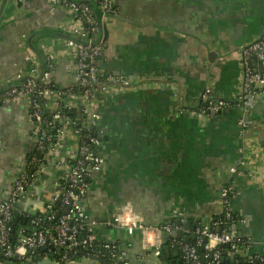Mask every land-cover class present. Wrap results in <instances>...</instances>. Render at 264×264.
<instances>
[{
    "label": "crops",
    "instance_id": "0c3cea01",
    "mask_svg": "<svg viewBox=\"0 0 264 264\" xmlns=\"http://www.w3.org/2000/svg\"><path fill=\"white\" fill-rule=\"evenodd\" d=\"M114 3L117 14L104 20L92 9L104 44L100 68L133 83L130 89L114 87L111 94L98 97L96 109L103 114L104 132L99 151L105 165L90 179V192L84 200L89 217L101 222L130 217L143 226H157L178 210L190 225L186 235L192 236L193 227L209 224L219 211L220 187L229 182L230 167L247 155L248 177L240 183L238 195L248 189L253 192L237 200L235 226H246L244 216L252 215L246 234L264 238V99L248 115L251 125L243 136L239 109L211 120L179 113V109L195 111L206 88L212 89L216 98L231 101L237 96L242 66L233 40L237 32L244 35V44L264 34V0ZM1 17L3 92L9 88H3L5 85L15 82L16 74L32 66L27 65L31 61L27 58L30 48L23 46L26 38L78 24L73 13L53 7L50 0H7ZM65 41L45 36L37 40L44 57L55 60L53 80L59 86H67L75 78L74 59ZM143 78L150 80L139 85ZM28 105L24 96L0 104L2 198L9 196L17 177L26 170L35 145ZM63 143L61 152L68 156L75 150V139L68 136ZM57 175L56 169L49 167L42 181L30 185L24 203L16 208L18 219L45 214L57 189ZM28 227L33 229V225ZM97 230L101 238L125 249L132 264H168L163 256L144 248L140 229ZM163 240L165 243L169 236L164 235ZM253 242L236 253L244 258L264 256V241ZM259 244L263 246L253 253Z\"/></svg>",
    "mask_w": 264,
    "mask_h": 264
},
{
    "label": "built area",
    "instance_id": "2783aa9c",
    "mask_svg": "<svg viewBox=\"0 0 264 264\" xmlns=\"http://www.w3.org/2000/svg\"><path fill=\"white\" fill-rule=\"evenodd\" d=\"M102 13V20L115 16V0H97ZM53 7L61 6L73 14H79L78 24L63 27L65 33L80 41L67 39L65 45L70 48L75 64V78L67 86L56 85L53 73L56 68L52 56H46L45 70L41 71L38 56L30 49L28 60L33 66L27 72L16 74L15 82L0 94V104L18 96L29 101V116L32 124V136L35 145L30 161L16 179L8 197H0V248L6 258L15 257L25 260L35 249L57 248L60 264L74 262L85 263L69 256L70 252H80L101 259H108L112 264H132L128 253L117 243L100 237L98 228H122L130 231L140 229L143 234V246L152 250L157 256L163 252V236L184 230L187 218L184 213L175 210L172 218L157 226H143L130 217L116 216L103 222L89 217L85 210L84 200L90 192V179L99 173L105 160L99 149L102 145V129L99 125L101 115L96 109L98 97L111 94L114 87L130 89L133 81L123 76H115L100 68V59L104 52L100 37V22L92 8L86 3L72 0H50ZM236 53L242 66L241 87L233 100L216 98L210 88H206L199 98L198 108L180 110L189 115H200L207 119H216L220 112L233 108L241 111L238 125L244 135L251 123L248 115L259 101L264 99V34L256 41L237 47ZM254 59L257 62H254ZM150 79L143 78L139 85ZM78 116H72L74 113ZM71 136L75 139V150L65 156L61 149L64 140ZM56 169L57 189L52 200L45 206L46 224L40 218L33 220V229L22 230L17 245L11 244L12 224L15 221L16 208L27 198L28 189L33 182L42 181L46 169ZM249 157L244 155L237 164L229 169V182L222 185L215 213L209 224H197L193 235L195 240L187 243L174 240L171 245L182 255V264H204L210 254L212 263L223 264V248L233 251L248 249L254 243L232 231L237 223V216L232 212L233 200L239 193V186L248 177ZM31 170L29 173L28 171ZM187 232V231H186ZM175 238V237H174ZM195 243V244H193ZM201 249H203L201 251ZM204 252V253H203ZM51 259V258H50ZM249 264H264V256L247 258ZM34 264V263H31ZM143 264V263H138Z\"/></svg>",
    "mask_w": 264,
    "mask_h": 264
},
{
    "label": "water",
    "instance_id": "95a60500",
    "mask_svg": "<svg viewBox=\"0 0 264 264\" xmlns=\"http://www.w3.org/2000/svg\"><path fill=\"white\" fill-rule=\"evenodd\" d=\"M72 1H75V2H78V3H86L88 5H90L92 7V9L95 11V13L97 14L98 17L102 18V13L101 11L98 9L97 5L95 4V0H72ZM6 3H7V0H3L2 1V7H1V14H0V21H1V16L5 10V7H6ZM79 14H74V16H78ZM63 28V27H62ZM47 30V31H40V32H37V33H32L30 35V37L26 38L25 41L23 42V46H27L28 48H30L39 58L40 62H41V66L43 67L44 66V61H43V58H44V54L42 51H40L38 49V46H37V40L43 36L45 37H55V38H62V39H72V40H76V41H80L78 38H75L73 36H71L69 33H65L63 30ZM95 42H100V38H98V40H96ZM233 44L236 46V47H240L242 45H244V35L243 34H239L237 32V34L235 35V38L233 40ZM254 62L256 63L257 60L254 59ZM27 65L31 66V62H28ZM33 66H31L32 68ZM120 75V74H119ZM20 81H17V82H14L12 84H9V85H5L3 88H8V87H11L13 85H17L19 84ZM2 92V88L0 89V93ZM231 113V110H226V111H223V112H220L219 115H222V114H230ZM211 120V119H210ZM209 120V121H210ZM102 136V135H101ZM31 174H33V172H31ZM253 190L252 189H248L246 191H244L243 193L239 194L237 197H236V200L234 199L233 203L232 204V212L234 214L237 213V207H236V203L240 200H242L243 198L245 197H248L250 193H252ZM238 200V201H237ZM17 215V213H16ZM245 217V222L243 224H245L246 226H240V227H237V226H234L232 228V231L238 235H241V236H244V237H254L253 240L256 241V242H263L264 241V238H258V237H255L254 235H250V234H246L245 232V228H248V225H249V222H250V219L252 217V215H246L244 216ZM19 219L16 217L15 218V221H18ZM243 227V228H242ZM194 228L193 227V231H194ZM190 229V225L189 223H186L184 225V230L183 231H179V232H174L172 234L173 237H178V238H184L185 242L187 243H190L191 241H194L196 236L195 235H192V236H188L186 235V231H189ZM260 246H263L261 244H259V246L255 245L253 247V253H254V249L260 247ZM203 249H201L202 251ZM38 250L35 249L34 252H37ZM47 251L46 248L44 249H41L40 252H45ZM165 251H166V254L169 256V253H170V249L169 247H166L165 248ZM179 250H177L178 252ZM253 254L250 255V257H252ZM82 257H84L86 260L88 261H94V262H98V263H101V264H108L106 261L98 258V257H95V256H91V255H88V254H85V253H82L81 254ZM224 261V260H223ZM32 261H30L29 263L31 264ZM38 264H60L58 262H55L54 260L50 259V258H45L43 261L39 262ZM71 264H87V262L85 263H81V262H74V263H71Z\"/></svg>",
    "mask_w": 264,
    "mask_h": 264
},
{
    "label": "trees",
    "instance_id": "16d2710c",
    "mask_svg": "<svg viewBox=\"0 0 264 264\" xmlns=\"http://www.w3.org/2000/svg\"><path fill=\"white\" fill-rule=\"evenodd\" d=\"M97 3H98V1H97ZM44 58H43V61L45 62ZM45 67H46V65L44 63V66L41 68V71H44ZM257 69H258L259 72H264V67H258ZM78 115H79L78 112L72 114V116H78ZM28 172L30 173L31 170H29ZM41 215L34 216L33 218H29L28 217L27 219L21 217L18 221H14L13 224H12L13 230L11 232V244L12 245H17V243H18L17 240H18L20 232L22 230H26L27 231V229H29V227H28L29 225H33L34 226L33 220L35 218H40L41 217L42 221L46 224L47 214L46 213L45 214L42 213ZM15 218H16V215H15ZM237 218H238V216H237ZM188 221L190 222V220H188ZM174 240H182V238H178V237H175V238L173 237L172 238L170 236L169 240H167L164 243L163 252H162L161 256H163L167 260L168 264H173V263L174 264H182L183 260H182V255H181L180 251L177 252L178 249L171 245V242L174 241ZM193 244H195V243H193ZM166 247H169V249H170V253H169L170 258L169 259H167V254H166V251H165ZM40 250H38L37 252H32L31 254H29L27 256V258L25 260L21 261V260L15 258V257L6 258L4 256V254H3V249L0 248V262L10 263V264H30L29 262L32 261L31 263L38 264L39 262L43 261L45 258H51L52 260H58L59 253L62 252L61 250H58L57 248H53V247L48 248L47 251H45V252H40ZM81 254L82 253H80V252L72 251V252H70L69 256L72 257V258H75L77 260H82V259H84V257H82ZM222 255H223V260H224L223 264H249L246 257L245 258L241 257L240 255H238L236 253L235 250L233 251L232 249H230L227 246H225L223 248ZM102 260H104V259H102ZM104 261H106L108 264H112V262H110V260H108V259H105ZM210 263H212V259H211L210 254H209L208 257L206 258L204 264H210Z\"/></svg>",
    "mask_w": 264,
    "mask_h": 264
},
{
    "label": "flooded vegetation",
    "instance_id": "af4514ba",
    "mask_svg": "<svg viewBox=\"0 0 264 264\" xmlns=\"http://www.w3.org/2000/svg\"><path fill=\"white\" fill-rule=\"evenodd\" d=\"M102 119H103V114L101 113V121H102ZM101 121H100V125H101ZM100 127H101V129H103L102 125ZM103 134H104V132H103ZM103 134L101 136L102 143H103V138H104Z\"/></svg>",
    "mask_w": 264,
    "mask_h": 264
},
{
    "label": "rangeland",
    "instance_id": "374dc122",
    "mask_svg": "<svg viewBox=\"0 0 264 264\" xmlns=\"http://www.w3.org/2000/svg\"><path fill=\"white\" fill-rule=\"evenodd\" d=\"M86 262H87V264H94V262H91V261H88V260Z\"/></svg>",
    "mask_w": 264,
    "mask_h": 264
}]
</instances>
